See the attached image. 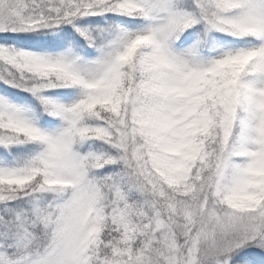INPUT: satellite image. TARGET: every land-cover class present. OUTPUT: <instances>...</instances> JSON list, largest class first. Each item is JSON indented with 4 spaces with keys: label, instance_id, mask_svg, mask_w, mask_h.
I'll use <instances>...</instances> for the list:
<instances>
[{
    "label": "snow or ice",
    "instance_id": "6c2138e0",
    "mask_svg": "<svg viewBox=\"0 0 264 264\" xmlns=\"http://www.w3.org/2000/svg\"><path fill=\"white\" fill-rule=\"evenodd\" d=\"M0 264H264V0H0Z\"/></svg>",
    "mask_w": 264,
    "mask_h": 264
}]
</instances>
